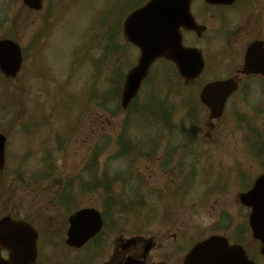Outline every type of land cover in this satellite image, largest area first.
<instances>
[{"label":"rangeland","instance_id":"obj_1","mask_svg":"<svg viewBox=\"0 0 264 264\" xmlns=\"http://www.w3.org/2000/svg\"><path fill=\"white\" fill-rule=\"evenodd\" d=\"M126 2L44 0V8L39 13H26L16 3L12 5L15 7L11 8L8 24L0 27V39L10 32L1 29L11 28L15 30L13 37L23 48L30 44L32 38H42L24 54L22 69L16 79L4 80L0 75V131L5 134L8 142L5 168L0 174V218L14 214L20 219L26 218L36 227L41 236L38 243L41 246V264H109L117 239L129 238L136 230L148 231L141 232L144 238L156 241L147 264H181L184 255L178 252L182 248L185 251L191 242L204 238L208 232H215L222 212L227 211L234 217L230 230L246 224L243 215L236 214L237 208L243 209L236 205L235 195L239 185L242 189L243 184L259 174L258 163H254L255 159L248 156L247 147L251 143L248 129H257L251 120L257 113L252 111L255 110L253 100L260 102L258 107H264L261 87L248 94L254 102L252 107H243L240 99L232 98L238 106L235 109L237 114L250 118L236 119L237 124L245 128V135L237 129L235 119L231 118V122L228 120L217 127L212 143L200 137L198 149L210 155L201 156L200 165L212 167L208 169L210 172L204 173L208 175H204L200 185L196 181L189 191L186 189L188 184L183 181L185 187H177L179 180L191 171L190 166L185 169L184 166V172L177 176H173L170 171L166 173L168 177L159 176L156 171L159 158L131 153L130 156L134 158L133 163L130 162L132 170H129L128 176L132 178L131 182H140L141 187L132 193L128 191L132 198L130 201H124L126 195L120 193H117L116 200L118 204L128 206L135 201L133 197L136 196V200L141 198L143 201L141 207L129 213L125 211L124 214L118 212L119 206L111 210L107 227L109 232H103L102 241L99 242L100 251L94 249L98 244L78 251H64L67 217L56 210L54 204L64 186L69 184L67 187L72 211L103 208L104 198L100 191L83 196L79 194L77 176L81 175L90 152L101 142L111 146L110 143L116 141L117 126L124 118L121 113H107L98 106V102L103 99L113 68L118 64L131 65L138 55L135 50L128 48L125 58L121 60L103 56L110 22ZM114 5L117 6L112 8ZM20 11L21 17L17 19ZM105 11H111L108 14V18H111L104 28ZM93 24L97 29H92ZM212 29L198 44L199 48L204 49L209 65L213 62V69L203 76L205 79L227 74L229 68L224 59L231 58L229 53L224 56L222 54V59L217 56L214 59L218 51L214 45L219 47L221 41L213 36L216 30ZM92 31L97 36L89 52ZM154 73L149 86H144L140 91L138 102L158 93L174 107L172 111L175 113V121H180L185 113L182 110V97L194 96L196 90L182 91L169 87V77L162 69ZM150 86L153 88H148ZM199 116L205 115L200 112ZM45 120L48 122L44 125ZM30 123L37 125L28 134L24 128ZM257 127L261 128V125ZM138 130L141 132L136 130L135 125L131 126L129 136L142 133L146 137L143 129ZM58 144L61 145L60 152L56 151ZM109 151L112 150H104V155L99 159V175L105 160L110 157ZM46 158L49 161L45 164ZM127 159L130 161L129 156ZM49 164H52L53 175L51 180L45 181L42 172H51L46 168ZM122 167L121 162L115 161L107 169L112 172ZM30 176L41 179L37 186ZM218 176L222 177L217 182ZM241 176L245 177V181L248 180L241 183ZM116 188L114 184L113 189ZM135 202L138 204V201Z\"/></svg>","mask_w":264,"mask_h":264},{"label":"water","instance_id":"obj_2","mask_svg":"<svg viewBox=\"0 0 264 264\" xmlns=\"http://www.w3.org/2000/svg\"><path fill=\"white\" fill-rule=\"evenodd\" d=\"M41 0H24L32 9L40 8ZM190 0H154L144 8L132 13L123 25L125 39L139 50L137 64L125 79L120 97V104L125 110L136 97L140 86L148 75L154 61L164 58L173 62L179 74L186 82L200 73L203 65L200 53L181 46L179 28L196 30L189 16ZM10 44H0V72L5 77H14L20 67L19 55L7 51ZM236 84L229 80L206 86L200 95L201 102L211 112V118L217 119L222 114L223 99L219 98L224 90L235 89ZM3 138L0 137V170L3 167ZM259 185L254 191H258ZM67 245L80 248L99 230V217L93 211H83L70 218ZM37 235L34 230L22 222L9 218L0 221V251L8 253L7 261L0 264H34L36 258ZM211 246V248H210ZM230 250L217 241L201 244L187 258L185 264L204 262L203 264H221ZM232 253L231 255H233ZM235 260L245 259L240 255ZM243 264V262H242Z\"/></svg>","mask_w":264,"mask_h":264},{"label":"flooded vegetation","instance_id":"obj_3","mask_svg":"<svg viewBox=\"0 0 264 264\" xmlns=\"http://www.w3.org/2000/svg\"><path fill=\"white\" fill-rule=\"evenodd\" d=\"M191 12L195 21L206 27V32L212 29L214 33L223 37L229 46L231 58H227L225 65L228 66V73L222 76L227 79L229 76H236L239 85L235 95L245 96L256 91V88H263L264 92V0H235L229 5H206L203 0H193ZM216 27V28H215ZM4 28L3 30H5ZM188 35L187 33L185 34ZM194 35L189 34V39ZM251 52V59L254 61L253 75H242L245 56L247 51ZM234 95V96H235ZM233 95L228 98L225 108L229 105ZM240 209V208H239ZM237 210L236 214L247 216V209ZM249 214V212H248ZM148 232V231H141ZM155 232H158L156 230ZM160 232V231H159ZM167 232V231H164ZM208 237L217 235L225 237L230 244L241 246L248 259L254 264H264V256L260 253L261 243L252 238L248 228L242 230L235 228L231 232H208ZM228 234V235H225ZM147 241L142 236L137 238L134 245L126 250L116 249L115 263L124 264L127 257L138 260L142 257ZM248 243V244H247ZM123 244V243H122ZM120 244L121 246H123ZM155 246V244H154ZM149 257L145 264L148 262ZM113 258H111V263Z\"/></svg>","mask_w":264,"mask_h":264},{"label":"trees","instance_id":"obj_4","mask_svg":"<svg viewBox=\"0 0 264 264\" xmlns=\"http://www.w3.org/2000/svg\"><path fill=\"white\" fill-rule=\"evenodd\" d=\"M114 45V42H108L107 46V51L112 52L111 46ZM112 54V53H110ZM118 54V53H116ZM127 66V65H126ZM126 66H122L118 64L117 67L113 68V71L111 72L108 83H107V90L108 93H104L102 102L104 103L103 108L107 111V113L111 115H115L119 112V107H118V96L120 93L121 89V84H122V76L125 71ZM169 79L171 81V84L173 82H176V78L173 76V74H168ZM106 89L104 90V92ZM107 92V91H106ZM107 96L108 102L104 100V97ZM160 95L156 93V95L152 96L147 102L144 103H138L135 102L130 110L128 111L129 113L125 117V119L122 121L120 124V132L121 133H126L127 131L129 132L131 126L139 127L140 124H143L144 126H150L149 133L154 132H162L163 130L160 128H157L158 126H166L168 125V122H163L161 121L160 125L155 121L156 117H162L164 119L167 114L164 112V110L160 109V104L161 102L159 101ZM160 104V105H159ZM134 120V122H132ZM134 123V124H133ZM155 127V128H154ZM118 149H123L124 148V138L123 140L119 139L118 140ZM102 144V143H101ZM119 155V154H118ZM102 156V151L101 148H98L97 151L94 152V155L91 158V163L88 165V175L85 180H80V183L78 184V189L81 192V195L83 193H91L95 191H100L104 198V203L109 202L111 198H113V188L111 184H109L108 181V169L106 165H104L103 170L101 174L99 175L98 173V162L100 157ZM121 157V155H120ZM68 188H65V190L62 193V197L65 198V202L69 201V196H68Z\"/></svg>","mask_w":264,"mask_h":264}]
</instances>
